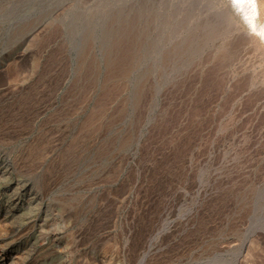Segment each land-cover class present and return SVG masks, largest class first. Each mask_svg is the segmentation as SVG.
I'll list each match as a JSON object with an SVG mask.
<instances>
[{
    "label": "rangeland",
    "instance_id": "rangeland-1",
    "mask_svg": "<svg viewBox=\"0 0 264 264\" xmlns=\"http://www.w3.org/2000/svg\"><path fill=\"white\" fill-rule=\"evenodd\" d=\"M190 1L0 0V253L264 264V66Z\"/></svg>",
    "mask_w": 264,
    "mask_h": 264
},
{
    "label": "bare ground",
    "instance_id": "bare-ground-1",
    "mask_svg": "<svg viewBox=\"0 0 264 264\" xmlns=\"http://www.w3.org/2000/svg\"><path fill=\"white\" fill-rule=\"evenodd\" d=\"M191 13H209V62L252 63L250 69L264 66V0H192ZM238 74L244 76V71ZM264 74V73H263ZM246 76V75H245ZM3 215L2 217H4ZM1 219V218H0ZM1 222V221H0ZM17 243H8L0 253V264L21 260Z\"/></svg>",
    "mask_w": 264,
    "mask_h": 264
}]
</instances>
